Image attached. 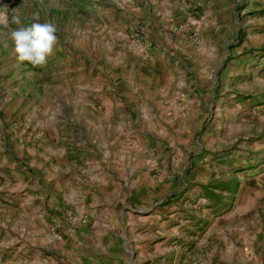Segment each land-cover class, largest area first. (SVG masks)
<instances>
[{
	"label": "rangeland",
	"instance_id": "rangeland-1",
	"mask_svg": "<svg viewBox=\"0 0 264 264\" xmlns=\"http://www.w3.org/2000/svg\"><path fill=\"white\" fill-rule=\"evenodd\" d=\"M205 6L195 0H0V13L7 16L6 24L0 22V264H114L119 253L112 244L106 255L97 252L98 231L107 223L93 216L90 221L74 220L68 214L75 206L80 211L87 206L89 215L95 210L97 168L89 159L98 160L99 150L90 137L79 140L75 129L59 144L66 154L58 151L54 162L46 158L51 127L43 112H61L66 115L60 117L62 124L72 125L73 106L65 104L80 101L86 103L78 106L84 123L105 118L106 101L126 91L123 85L129 92L148 89L146 73L158 50L166 54L171 72L176 71L171 96L178 118L188 121L163 142L162 152L148 137L146 152L138 143L147 140L138 121L143 114L120 108L115 121L125 129L112 147L113 160L121 163L122 153L143 150L140 154L155 158L158 166L141 163L139 177L150 176L156 187L164 186L153 197L134 185L124 188L111 211L118 228L116 236L111 231L112 242L130 256L120 234L126 230L123 237L130 240V219L135 217L139 231L155 234L157 226L167 241L163 254L132 249L139 264H264V248L256 253L248 245L255 233L264 241V0H239L245 26L215 43L203 33L207 29L201 17L210 10ZM171 9L178 11L175 28L154 26ZM13 16H19L20 24L13 23ZM35 22H51L58 29L54 53L41 67L19 62L10 39L12 30ZM117 57H126V73L112 69L107 81L95 76L96 69L106 72L104 64L121 65ZM22 73L28 77L29 94L19 111L15 101L21 98ZM78 126L73 128H86ZM56 166L64 170L59 179ZM71 198L73 209L67 207ZM170 215L174 218L166 217ZM91 227L94 232L87 235L84 231Z\"/></svg>",
	"mask_w": 264,
	"mask_h": 264
},
{
	"label": "crops",
	"instance_id": "crops-1",
	"mask_svg": "<svg viewBox=\"0 0 264 264\" xmlns=\"http://www.w3.org/2000/svg\"><path fill=\"white\" fill-rule=\"evenodd\" d=\"M205 1H207L206 6ZM165 2H167V0H165ZM238 2L239 0H210V2L208 0H195V3L199 5H204L205 7L210 9L209 11L205 10V16L201 17V20L203 22H206L205 26L207 30L203 33L206 34V36L209 37L210 40H213V43H215L214 40H217L218 38L223 39L224 41L228 40L230 34L229 31L237 30L245 26L239 18L240 10H238ZM252 7L253 5L251 6V9H253ZM162 16L163 18L157 23H155L154 26L161 29L171 28V30H173L175 28L174 21L178 17V11L175 9H171V11L166 10L162 14ZM195 23L200 22L195 21ZM152 24L153 23H150L149 27L153 26ZM124 27H127V25ZM217 31H221V33H217ZM159 42L161 44H164V41L159 40ZM166 44H170V41L166 42ZM125 53L127 54V52ZM117 54L123 55V52L119 51L117 52ZM165 58L166 54L162 50L154 52V59L149 62L152 63V67L148 68V73H146L147 81L150 84L148 86V89H144V87L142 86L137 87L134 90H130L129 92L127 91L128 88L123 85V88H125L126 91H122L120 96L117 94L114 99H108L109 103L106 101L105 105L108 110L105 114V118L93 117L92 121L87 120L86 123H84L85 119L84 117H82L83 115L80 110H78V106L82 103L80 101L67 102L65 104L66 107L73 106V112L71 113L72 115H70L71 123L72 125H75L73 127H77L78 125H85V130L73 128L72 125L66 122L65 124H62V122L64 121L60 117H65L66 115L62 114L61 112H54L53 110L50 111L49 108L45 109L43 112V116L46 118L45 121L50 123L51 127V130H49V136H47V142H45V144H48L49 141L50 145V147L48 148L50 155L46 158L51 159V161L54 162V158L58 159V151L61 155L66 154V147H61V145L59 144L63 143V141L65 140H68L69 138L67 136L74 134L73 132L75 129L76 131H78V134H80L79 140L87 141L90 137V142L94 144L92 145L93 148L99 150L98 160H95L94 158L92 160L89 159V162H93L92 168H97V172L95 173V176H93L94 179L97 178L98 180L97 190L94 193L95 197L98 199L96 207L94 208L95 210H92L93 214L89 215L88 213H86L88 211L87 206H84L81 211L75 206L74 212L71 211L68 214L70 216H75L76 219L74 220L87 219L88 221H90L92 220L91 216H93L94 221H103L107 223V225L101 227L98 231L101 241L99 240L98 245H96L97 248L100 247L97 252L102 251V253H93L98 255H106V250L109 249L112 244L116 253H119V256H114V259L112 260L114 264H139V257H136L135 259L133 258L134 253L132 249H136V253H148L150 251H159L161 254H163L165 252V244H167L164 235L159 232L157 226L155 227V234H153L154 231H150L148 233L139 231V226H135L136 222L139 221L135 217H131L130 219V222H133L128 232L130 234V240L125 241V237H123L127 232L126 230L120 234V238L124 240V252H126L127 254L131 253L129 257L127 255L122 254L121 247L117 246L115 242H112L113 235H111V231L113 230L116 231L115 236L118 234V228H116L114 224L115 216L111 215V211L113 207H115V205L119 203L120 197L124 193V188L126 190H129L130 185H134L139 189L145 190L151 197H153L157 196L158 194L160 195L161 188H163L164 186L162 185L161 188L156 187V185L158 184L155 181L151 180L150 176L140 175L141 177H139L138 172L140 171L139 168L141 167V163L146 161L147 165L156 164V166H158V163L156 162L157 160L155 158H153L154 160L149 159L150 155H146V153L140 154L147 146L145 142L149 141L148 137H151L149 143L153 142L155 150L157 152H162V145H164L163 142H165V140H167L168 138L171 139V133L173 131H178L181 125H185V123L188 121L181 120L178 118V110L176 104L172 100L170 89L173 88L172 83L176 79V71L171 72L172 69L167 67V60H165ZM117 59L122 61L121 65L114 66L111 63L104 64L106 66V72H98V69H96L95 76L97 75V78H103L105 79V81H107V72L111 73L112 69H114L113 72H120L121 74H124L125 71L126 73L129 70L128 68H126L128 64L126 57H117ZM109 76L111 75L109 74ZM20 78L21 81L18 83V96H21V98L19 99V101H15L16 110L19 109V111L22 106L26 103L25 99L26 96L29 94L27 89L29 85V83L27 82L28 77H25V74L22 73L20 74ZM123 78H125L124 75ZM165 82L172 87L166 86ZM78 84L80 88H83V82L80 81ZM33 86L34 84H31L32 88ZM132 93H135L137 96H133ZM85 104L86 103H83L82 105ZM58 106L61 107L60 104H58ZM120 108H127L130 109L132 112L140 111L143 114L142 120L138 121L139 126L142 129V133L144 136H146L145 139H147L146 141L141 140V142H138L141 144L140 148L143 149L139 152V154L122 153L124 155L121 156V159L123 160L121 163L117 162L116 160H113V157H115V153L112 151L113 145L119 142L120 135L124 132L125 129L124 123L122 124L120 123V121H115L116 117L120 116ZM130 115L131 113L128 112V119L131 118ZM122 117H125V115L123 114ZM40 118L41 117L36 116L35 122H39ZM134 118H138V116L134 115ZM44 128L47 129L46 126H44ZM101 148H105V150H101ZM144 151L147 152L148 150L145 149ZM51 166H53V164H51ZM53 169L54 176H56L57 179H59L60 173H64V170L58 166L54 167ZM91 170L92 169H90V171ZM90 171H88L89 174L91 173ZM67 173H70V171H67ZM116 173L118 175H116ZM137 173L138 176H136V180H131V175ZM170 173L172 174V171H170L169 173L165 172L164 174L168 175ZM104 175H106L107 178H104ZM93 177L90 178L93 179ZM174 180L175 179H171L167 183H172ZM89 184L90 182H87V185ZM66 187L70 188L69 186ZM84 188L85 187H83V190ZM15 190H18V185L17 188L15 187ZM132 190L134 193V188ZM120 191L122 193H120ZM128 194L129 193L125 195L126 198ZM130 194L132 195V193ZM73 196L74 195L71 194L70 197ZM69 201L71 203H69L67 207L73 209L74 201L72 200V198L69 199ZM89 203L90 205L95 206L94 202L90 201ZM63 209H65V207ZM104 210H106L107 213L104 212ZM162 216L163 215H156L155 218L157 220H162ZM166 217L174 218V215ZM84 232H86L87 235L92 234L94 232V228H87ZM259 237L260 235L258 233H255V236L253 238L254 243L252 242L253 244H251V246L250 244H248L249 248L251 249V252L258 253V251L263 250L264 247L262 246V244H264V241H260ZM102 240H108V242L105 243ZM175 248L177 247L172 246L171 249L175 250ZM92 260L97 263L101 262V259L99 258L95 259L93 257ZM237 264L247 263L241 262Z\"/></svg>",
	"mask_w": 264,
	"mask_h": 264
},
{
	"label": "clouds",
	"instance_id": "clouds-1",
	"mask_svg": "<svg viewBox=\"0 0 264 264\" xmlns=\"http://www.w3.org/2000/svg\"><path fill=\"white\" fill-rule=\"evenodd\" d=\"M34 19L38 21L39 16ZM12 21L20 24L19 16H13ZM0 22L7 23L6 14L0 13ZM57 31V27L51 22H35L29 27L12 30L10 39L14 42L18 61L30 63L33 67L44 66L54 53L58 42Z\"/></svg>",
	"mask_w": 264,
	"mask_h": 264
}]
</instances>
